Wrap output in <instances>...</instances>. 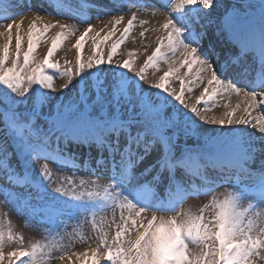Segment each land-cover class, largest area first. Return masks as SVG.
<instances>
[{
	"label": "snow or ice",
	"instance_id": "1",
	"mask_svg": "<svg viewBox=\"0 0 264 264\" xmlns=\"http://www.w3.org/2000/svg\"><path fill=\"white\" fill-rule=\"evenodd\" d=\"M219 4L220 0H179L177 11H183L186 8H199L203 16L206 17L204 23L212 24L215 19V29L223 37L226 22H221L220 18H214L211 13L205 12V9L216 11ZM122 19L123 17L114 16L109 21L113 25L112 31ZM42 20L43 17L36 15L30 22L26 33V51L23 49L25 37L22 32L23 18L19 22L17 19H13L0 25L4 29L0 31V38L5 40V43L0 45V85L3 86L6 97L0 99V122H3V126L12 133L16 143L20 146V152L30 153L31 157L37 160L41 158L42 153L45 159L52 157V153L46 152L45 149L54 136L61 141H91L101 149L102 154L96 161L97 166L110 169V177L107 178L110 184L103 188V195L97 190L70 196L62 187L53 189L54 193L76 201L86 202V195L87 202H101L105 207L110 203L113 222H115L116 208L118 207L120 210V222L116 224L114 237L109 240L105 234L96 242L95 247L90 248V251L82 255L90 254L93 257L92 264H100L101 260H104L106 264H255L258 259H264V212L255 211L264 209V194L254 205L251 204V201L255 198H245L243 201H249V208L242 211L241 196L243 193L232 186L231 190L225 191L222 200L213 196L211 204H206L195 212L191 208L184 207H179L177 210V207L183 204L182 199L171 205L175 210L169 212L140 206L129 195L123 194V191L131 193L138 186L134 174L135 165L154 146L169 147L171 145L170 129L174 122L159 108L148 103H145L144 107L136 113L138 120H121L111 113L109 115L97 113L93 116L88 110L89 102L86 98H81L73 105L61 106L56 111L45 108L43 101L34 98L35 93L32 86L40 85L46 90L55 91L53 77L47 75L45 69L58 67L57 63L51 62V57L64 40L67 25L57 21L56 24L45 23L43 28H39L38 22ZM134 20L135 15L128 20V27L124 30L123 36L128 35ZM56 26L60 31L52 39L47 55L43 60L36 59L34 57L35 50L45 39L48 30ZM163 28L166 30V35L157 37L159 46L148 57L147 63L154 65L161 59L168 60L169 57H175L177 54L182 59L170 63L168 72L161 76L160 80L163 81L170 75L178 73L179 68L175 66L176 64H179L180 67H187L189 72L186 73V76L190 77L193 72L196 75V79L189 82L188 92L193 90L191 85L207 80L208 86L199 97L198 103L203 102L207 105L209 102H214L217 96L234 91L237 95L242 94L244 97L243 112L245 115L236 117V109H233L226 111L221 117H206L196 105L185 103L183 98L184 81H182L180 94H176L174 90L169 92L163 83L155 84L154 88L163 89L164 93H168V96L178 101L184 108L190 109L200 120H206L208 124L229 126L251 124L253 128L259 126L260 133L264 134V125L260 121L253 123L248 118L251 115V110L259 108L264 111V67L259 66L262 76L258 87L255 89L237 87L231 80H224L218 76L214 62L205 59L198 47L185 42L184 29L177 26L171 14L163 24ZM91 31L92 28L89 24V27L76 41L77 49L81 48L82 42ZM112 31L103 40L109 39ZM143 35L144 33H141V36ZM13 39L15 40L14 49L12 48ZM102 42L99 39L93 40L94 57L87 63L88 70L106 63L100 53ZM117 48L118 44H113L111 53L107 57L108 64L113 65V54L117 53ZM21 53H23L22 61ZM128 55L131 57L133 53L129 52ZM131 63V60H127L121 65L119 61H116L114 65L129 69ZM77 65L76 75L79 76L84 72V64L80 62L79 56ZM143 71L142 69L136 73L141 81L146 79ZM70 72L71 69H69ZM64 87L66 88L68 85L65 84ZM225 107L227 108L229 105L226 104ZM240 107L241 105L237 104L236 108ZM93 111H95V107ZM258 153H264V146L258 148L250 146L247 150H241L238 158L230 166L231 173L243 181L245 177L251 180L254 172H260L261 180L264 181V168L253 170L249 163V158H254ZM14 157V150L9 152L6 147L0 148V172L5 173L7 179V185L3 188L5 203L12 201V193H15L17 202L24 201L25 193L16 192L15 189L30 183L28 176L11 166V163L15 162ZM192 168H195L196 174L203 178L201 164L195 157L172 159L169 152L168 155L162 157L160 162V169L166 170L169 174L168 187L175 183L173 173L176 169L187 171ZM112 174L115 176L114 179L111 178ZM148 183L152 187H157L160 183L159 173L154 175ZM140 188L145 195L151 194L149 187L140 186ZM163 198L169 200L170 196L163 195ZM208 209L212 210V219L210 220L204 215ZM126 211L127 215H125ZM149 213L151 214L150 219H148ZM158 213L165 215H158ZM7 239L8 241L13 239L10 233ZM5 243L4 233L0 231V264H4L5 260L8 264H43V261L38 259L42 251L40 245L33 244L31 248L21 246L5 254L3 250ZM59 258L63 259L64 257Z\"/></svg>",
	"mask_w": 264,
	"mask_h": 264
},
{
	"label": "rangeland",
	"instance_id": "2",
	"mask_svg": "<svg viewBox=\"0 0 264 264\" xmlns=\"http://www.w3.org/2000/svg\"><path fill=\"white\" fill-rule=\"evenodd\" d=\"M259 1L263 9L252 6H244L238 9L232 1H228L229 11L236 13L228 14L227 12L224 15L225 28L229 30L230 28H241L247 25L253 26L255 28H252L256 29L255 31L262 32L261 38L264 37V0ZM130 2V0H0V25H4L13 19H17L19 22L21 18L25 20L27 16L32 17L31 22L36 15L43 17V20L38 22L39 28H43L45 23L56 24L57 21L67 25L65 38L51 57V62L57 63L58 67L45 69V73L53 77L55 91L46 90L40 85L32 86L35 93L34 98L43 101L45 108L56 111L61 106L73 105L81 98H86L89 102L88 110L93 116L97 113L100 115L111 113L114 115L120 114L119 119L121 120H138L136 113L144 107L145 103L157 108L164 107L160 110L174 122L173 127L170 129L172 143L169 147L154 146L149 154L145 155L135 165L134 169L137 185L140 187V179H146L145 185L151 189V194L148 196L149 202L159 199L163 204V206L154 204L152 206L154 210L161 209L172 212L175 208L171 205L182 199L183 204L179 205L177 210H179V207H184L191 208L195 212L203 208L204 205L211 204L213 196L222 200L225 191L231 190L234 186L239 192L243 193L241 196V210L246 211L249 208V201L243 200L245 198H255L251 201V204L254 205L258 202L261 192L264 191V185L258 187L254 184H246L245 179L247 177L238 184H224L221 188L220 185H213L209 190L203 191L193 190L186 183L180 181L181 176L175 177L176 173L174 178L178 180H175V183L169 187L167 179L160 181L157 187H152L148 183L149 178L157 175V173H159V177L162 173L168 174L166 170L160 169L158 164L155 163L154 158L158 154L168 155L170 152L171 157L176 155L178 159L195 157L197 160L205 161L208 160L206 159V153L217 151V149L215 142L212 140L208 142L191 137L188 132L191 123L188 122L187 118L181 117V112L177 109L179 102L168 96V93H164L163 89L154 88L155 84L163 83L169 92L174 90L176 94H180L182 81H184L183 98L187 104H190L194 97L201 96L203 93L200 87L201 83L191 85L193 90L191 92L187 91L189 82L196 79L195 72L190 77L186 76V73L189 72L187 67H179L177 74L181 78L180 81L172 80L170 77L163 81L160 80V77L165 75L162 69L165 63L164 60L161 59L154 65H149L147 62L148 57L159 46L157 37L165 36L166 30L164 28L158 31L153 29L151 32L145 30L146 24L139 22V19L136 18L141 13L138 15L135 11L126 9ZM100 6H109V9L99 13V11H102ZM22 15L24 16L21 17ZM133 15H135L133 26L125 37L123 36L124 30L128 27V20L132 19ZM114 16L123 17V19L115 25V30L112 31L113 25L109 21ZM144 16L150 20L155 14L149 12V10H144ZM200 22L198 20V23ZM215 23L216 21H213L210 24L212 29L209 32L216 34ZM29 24L25 27L22 26V32L25 34L23 42L25 51L27 50L26 33ZM89 24L92 31L82 42L81 48L77 49L75 47L76 41L89 27ZM3 30L0 27V31ZM59 31L58 26L48 30L45 39L34 52L36 59L43 60L47 55L48 48L51 47L52 39ZM110 31H112L111 37L103 40ZM186 31L192 37H196L199 30L188 29ZM141 33H144V35L141 36ZM97 34L99 35L97 36ZM217 38L216 36L209 38L207 35L205 37V39L212 41ZM94 39L103 41L100 45V53L106 63L88 70L87 63L89 59L94 57ZM4 43L5 40L0 38V45ZM113 44H118V48L117 53L113 54V65H111L107 63V57L111 53ZM14 46L15 40L13 39V49ZM196 47L199 48L201 53L203 45L198 44ZM129 52L133 53L131 57L128 55ZM209 55H207L208 57L203 56L205 59L214 62L218 76L225 79L228 71H222L226 61H222V52L211 57ZM78 56L80 62L84 64V72L79 76L76 75ZM22 59L23 53H21V61ZM180 59L182 58L180 57ZM127 60L132 61L129 69L114 65L116 61H119L122 65ZM69 69H71L70 73ZM142 69L144 70L145 81H141L136 76V73ZM65 84L68 87L65 88ZM4 91L3 86L0 85V99H5ZM94 107L95 111H93ZM203 114L205 113L203 112ZM37 127L40 126L37 125ZM204 128L206 126L200 125L199 131ZM199 131L198 128L194 130L196 133ZM48 144L49 146L45 151L52 153V157L45 159L42 153L41 158L37 160L31 157L30 153L20 152V146L16 143L12 133L3 126V122H0V148L6 147L9 152L15 151V162L11 163V166L16 167L17 171L28 176L30 181L28 185L15 189L16 192L25 193L26 199L24 201L17 202L15 193H12V201L5 203L3 188L7 185V179L6 174L0 172V231L4 233L6 241L3 250L7 254L21 246L31 248L33 244H38L42 248L38 259H41L43 264H57L59 257L70 252L72 255L77 256L80 261V263L73 264H85V262L86 264H92L93 259L83 258L82 254L95 247L96 242L103 238L105 234H107L109 240L114 237L116 224L120 222L119 208H116L115 222H113L110 203L105 207L101 202H87L86 195V202L76 201L54 193L53 189L62 187L70 196H78L80 193L86 194L88 191L97 190L103 195V188L108 187L110 184L107 179L110 177V172L103 170L102 167L100 170H92L88 165L81 164L83 161L96 166V161L101 157V150L93 152L89 147L86 152L81 151L72 145V141H61L56 139L55 136ZM194 150H198V152L193 154ZM185 154L187 155L185 156ZM44 165L47 167L44 168ZM111 178H115L114 174L111 175ZM258 179L256 178V180ZM82 181L83 183H81ZM142 186H144V183ZM123 194L129 195V197L133 196L132 192L129 193L128 191H123ZM163 195L165 197L169 195L170 199L165 200ZM201 196H204V198H200ZM150 203L147 201V204ZM148 206L145 205V207ZM255 211L264 212V209H256ZM168 215H171V213H168ZM204 215L207 219H212V210L208 209ZM9 233L13 237L11 241L7 239ZM4 264H8L7 260L4 261ZM101 264H106V262L104 261ZM255 264H264V259H258Z\"/></svg>",
	"mask_w": 264,
	"mask_h": 264
},
{
	"label": "bare ground",
	"instance_id": "3",
	"mask_svg": "<svg viewBox=\"0 0 264 264\" xmlns=\"http://www.w3.org/2000/svg\"><path fill=\"white\" fill-rule=\"evenodd\" d=\"M131 2L127 5L126 9L133 10L135 13L140 16L136 17L139 19V22L145 23L146 28L148 32H151L154 30H160L163 28V24L166 22L167 18L169 17V14H171L172 19L174 22L179 25L182 29H184L183 32V38L185 42L191 43L192 46H196L198 44H202L203 47L201 49L202 55L209 57L212 55L214 56L217 53L222 52V61L228 60L231 56V59L228 60L229 63L227 65H224L226 70L232 71L234 74L232 78V82L236 84L237 87H247L249 89H255L258 87L259 83L261 82V76L262 73L260 72V67H264V56H261V52L259 49H256L252 42L248 41L244 45L240 46L236 41L230 40L229 38H224L226 35V31L228 28H225L223 37L220 35V33H212L209 32L212 29V26L210 24H205L204 20L206 17L203 16L199 8H186L183 11H177L179 8V0H130ZM228 1H232L236 8H242L244 6L246 7H260V9H263L262 6L259 4V0H220V4L217 11H213L211 9L207 10L205 9V12L211 13L212 17L220 18V21L223 22L224 15L227 14H233L236 12L229 11L228 8ZM102 8V11L105 12L107 9H109V6H100ZM144 10H149V12L155 14L154 17L147 19L144 16ZM237 10V9H236ZM230 16V15H228ZM264 17V15H263ZM32 19L31 16H27V18L24 20L23 26H27ZM198 20L201 22L198 23ZM213 21H216L215 19ZM199 30L198 35L196 37H192L186 30ZM212 33V34H211ZM262 34V32H261ZM206 35L211 38L212 36L218 37L215 40L205 39ZM257 35V34H256ZM247 37H253V36H247L246 33L243 34V40L246 42ZM262 42L264 44V37L262 36ZM207 54V55H206ZM208 57V56H207ZM164 60V59H163ZM180 60L179 54L175 57H169L168 60H164V67L162 68L164 71V74L168 72L169 64L175 63V61ZM235 61V62H234ZM176 67H180L179 64L175 65ZM228 70V71H229ZM229 71V72H230ZM172 80L180 81L181 78L177 73H174L169 76ZM221 77H223L221 75ZM224 79V77L222 78ZM225 80V79H224ZM207 80L205 79L201 83L202 92L205 91V88L207 87ZM179 94V93H177ZM199 95L194 97L192 102L188 105H196L198 110L201 113H205L204 115L206 117L216 116L221 117L226 111H232L233 109H236L235 116L239 117L241 115H245L243 112V107L245 106L244 103V97L243 95H237L234 91L223 95V96H217L215 98L214 102H209L207 105H205L203 102H199ZM207 99V97H205ZM229 105V107H225V105ZM237 104H240V108H236ZM177 109L181 112V117L187 118L188 122L191 123V127L189 128L188 132L191 137L195 139H203L205 141H214L217 151H215V154L212 157L213 159L216 158H238L241 150H247L250 146L251 147H261L264 146V134L260 133L259 126L257 128H253L251 124L248 125H216V124H208L205 121H200L199 117L196 116L194 113L190 111V109L184 108L182 105L178 104ZM207 112V113H206ZM250 120H252L253 123L256 121H260L262 125H264V111L257 108L255 110H251V115L248 117ZM206 126V128L199 131L200 125ZM198 128V133L194 132L195 129ZM82 141V140H81ZM94 148L97 146L92 143ZM81 144H79L80 146ZM82 150V148L80 149ZM157 156H160L158 154ZM249 162L251 164H257L261 167H264V153H258L254 158H249ZM83 164V162H82ZM89 167L93 170H98L97 167H93V165H90L88 163ZM106 169V168H104ZM260 169L259 167L253 168V170ZM107 171H110L109 169H106ZM212 173H224L225 169L222 166H216L215 169H210ZM255 176L262 175L260 172H254ZM254 176V175H253ZM189 177V175H187ZM216 178H219L218 175H216ZM144 179H140V186H142ZM215 182V181H214ZM132 197L133 201L135 203H138L140 206L149 205L148 207H152L154 204L163 206V204L159 201V199L152 200V202H149V195H145L141 188L138 186L136 189L132 191ZM200 198H204V196H201ZM199 198V199H200ZM148 203L150 204H147ZM155 201V202H153ZM145 203V204H144ZM120 211V210H119ZM125 215H127V211L125 212ZM158 215H164L161 213H158ZM151 218V214L149 213L148 219ZM145 223H147V220H145ZM90 251V250H89ZM63 259L58 260L57 264H73L77 263L79 261L77 256L72 255V253H67L63 255ZM90 258L93 259V257L89 254L88 256H84L83 258ZM104 260H101L100 264L103 263Z\"/></svg>",
	"mask_w": 264,
	"mask_h": 264
},
{
	"label": "trees",
	"instance_id": "4",
	"mask_svg": "<svg viewBox=\"0 0 264 264\" xmlns=\"http://www.w3.org/2000/svg\"><path fill=\"white\" fill-rule=\"evenodd\" d=\"M5 92V91H4ZM4 97H5V95H4ZM6 98V97H5Z\"/></svg>",
	"mask_w": 264,
	"mask_h": 264
}]
</instances>
